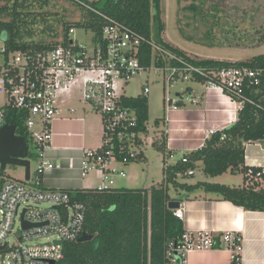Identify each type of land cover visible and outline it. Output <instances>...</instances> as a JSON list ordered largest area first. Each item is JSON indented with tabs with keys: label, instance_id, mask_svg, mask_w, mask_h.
Here are the masks:
<instances>
[{
	"label": "built area",
	"instance_id": "built-area-1",
	"mask_svg": "<svg viewBox=\"0 0 264 264\" xmlns=\"http://www.w3.org/2000/svg\"><path fill=\"white\" fill-rule=\"evenodd\" d=\"M105 19L107 24L100 36L91 28L81 29L89 40L88 46L72 40L71 35L76 31L73 27L69 46L61 44L47 50L24 52L11 51L4 42L0 48V93L7 98V104L0 107V129L6 125L8 109L21 111L26 115L27 133L39 149L35 188L9 179L1 173L0 166V264L57 263L65 257L64 245L77 241L83 234L87 206L73 200L68 191L43 187L44 176L55 169L47 157L53 125L63 116V103L75 91L80 92L84 103L102 119V145L83 151L81 167L82 179L98 175L99 182L93 188L98 193L114 190L117 179L126 177L123 170L114 167L115 163L133 162L143 153L149 119L141 124L140 110L130 101L141 97L148 100L150 89L146 85L141 95L131 97L126 95L124 87L145 73L155 70L163 77L166 114L163 123L170 122L172 112L198 104L202 96L191 83L204 89L203 96L219 97L230 106L235 114L232 126L246 105L263 109L253 94L264 90V67L194 65L154 39L111 18ZM147 47L152 51L150 65L142 62ZM178 85L185 87L178 89ZM67 112L74 115L76 109L68 108ZM224 130H209L202 148L212 135ZM174 158V153H170L166 161ZM179 160L188 162L185 156L176 162ZM194 174L193 170L186 173ZM263 178L262 167H247L245 187L260 184ZM42 204L47 207H39ZM174 215L184 220L181 209L174 210ZM23 222L28 227L24 228ZM243 244V237L237 232H225L219 241L212 232H185L178 245L171 244L169 255L173 263L181 259L184 264L190 252L224 249L231 254V264H242Z\"/></svg>",
	"mask_w": 264,
	"mask_h": 264
},
{
	"label": "trees",
	"instance_id": "trees-1",
	"mask_svg": "<svg viewBox=\"0 0 264 264\" xmlns=\"http://www.w3.org/2000/svg\"><path fill=\"white\" fill-rule=\"evenodd\" d=\"M75 3L82 11L83 19L74 25L62 21L64 35L61 40H57L58 28L47 26L48 21L55 16L46 11L49 0H6V4L0 6V32L8 34L5 42L8 48L11 51L29 52L47 50L61 44L69 46V32L73 27L91 28L100 36L107 24L105 17H108L154 39L194 65L212 68L264 67V55L235 63L197 60L166 43L163 39L166 30L162 20L163 0H75ZM257 10H260V6L255 9V14ZM260 13L258 11V15L253 17L256 21ZM39 26H42L41 30ZM256 31L261 35L257 43L264 45V29L258 28ZM35 32L37 38L33 37ZM145 54L142 62L150 65V47L145 48ZM253 98L263 109L246 105L237 123L212 135L198 151L185 154L187 163L179 160L168 165L166 159L172 152L168 150L167 137L154 142L153 147L163 155L165 181L150 190L115 188L106 193H98L94 189L67 190L73 200L87 206L83 233L93 236V239L65 244V257L56 264H182L181 259L173 263L169 253L171 244L175 247L180 243L185 233L184 224L168 205L172 201L182 202L198 192L217 195L249 211L264 212V189L261 183L252 187H230L207 181L195 184L178 181L179 177H187L188 171L196 170L199 163L207 177H217L227 172L245 175L246 145L264 140V90L255 92ZM130 103L140 110L141 124L146 123L149 119L148 100L141 97ZM25 120L26 115L21 111L8 109L6 124L17 127L16 134L25 138L30 150L33 141L25 128ZM160 123L157 120V125ZM144 158L141 153L134 161ZM5 171L1 173L5 175ZM171 186L177 192L176 196L171 195Z\"/></svg>",
	"mask_w": 264,
	"mask_h": 264
},
{
	"label": "rangeland",
	"instance_id": "rangeland-1",
	"mask_svg": "<svg viewBox=\"0 0 264 264\" xmlns=\"http://www.w3.org/2000/svg\"><path fill=\"white\" fill-rule=\"evenodd\" d=\"M5 4L6 0H0V6ZM263 5L264 0H163L162 20L166 25L163 39L166 43L181 49L188 56L197 60L213 59L232 63L250 61L257 56L264 55V45L257 43V39L261 35L256 31L258 28L264 29ZM257 6H260V10H257L256 14L258 15V11H260L261 15L256 21L253 17L256 16L255 9ZM37 10L41 11L40 8ZM46 11L55 15L48 21L47 26L58 28L59 36L55 38L57 40H61L64 35V22L74 25L83 19L82 11L76 5L75 0H49ZM262 24L263 26H260ZM39 29L41 30L42 26H39ZM36 34L37 32L34 33L33 37L37 38ZM71 38L81 45H89V40L81 29L76 28ZM7 39L8 34L0 32V48ZM146 85L149 87L150 93L148 94L149 134L144 138L142 147L145 158L129 163L114 164L115 168L126 173L124 179H117V188L150 190L165 181L163 155L153 147L154 142L165 138L167 134V123L165 121L163 123V119L166 117L163 77L160 72L152 70L149 74L145 73L141 78L130 81L124 90L126 95L137 97L142 94L143 87ZM190 85L200 88L197 84L191 83ZM184 87L185 85H178L177 88ZM176 92L174 91V94ZM71 100L73 99L71 98ZM82 102L81 105L84 106V101L82 100ZM6 104V96L0 93V107ZM77 104L80 103H75V105ZM85 108L86 112L82 113L88 128L98 135L97 141L100 147L103 134L102 119L90 107H87V104ZM157 120L162 123L155 124ZM29 151L31 153L28 157L31 164L30 181L26 180L24 167L8 166L5 175L9 179L25 183L27 187L35 188L34 182L39 168V149L34 142L30 143ZM179 157L175 156L174 159H168L167 164H172ZM195 172V176L179 177L178 181L195 184L206 180L201 169L198 168ZM240 178L241 176L238 179ZM226 180L237 182V179L235 180L231 174H226L217 181L215 179H207L206 181L222 184ZM87 186L92 188L94 183L89 181ZM170 189L171 195L176 196L175 189L172 186ZM39 207L45 208L47 205L42 204Z\"/></svg>",
	"mask_w": 264,
	"mask_h": 264
},
{
	"label": "crops",
	"instance_id": "crops-1",
	"mask_svg": "<svg viewBox=\"0 0 264 264\" xmlns=\"http://www.w3.org/2000/svg\"><path fill=\"white\" fill-rule=\"evenodd\" d=\"M191 86L202 96L198 104L172 112L170 122L167 124V147L175 156H180L177 159L201 149L209 130L227 129L235 120V114L222 99L216 96L207 98L203 96L204 89L201 86L200 88ZM81 99L78 90L69 96L62 105L63 116L53 125V139L47 157L55 164V169L44 176L45 189L65 191L93 189L99 182L96 173L86 179L81 178L83 151L101 147L98 146V135L88 128L82 113L86 112V104L82 106ZM75 103L80 104L75 105ZM68 108L76 109L75 114L69 115ZM68 117L70 119L67 120ZM175 163L176 161L172 164ZM201 166L202 164L199 163L198 168L202 170ZM253 166L264 169V140L252 143L245 149V167ZM226 174H231L237 182L226 180L223 185L245 187L243 173L227 172L217 177H207L205 174L204 176L206 180L217 181ZM240 176L241 178L238 179ZM89 181L94 183L92 188L87 186ZM261 186L264 189V178ZM180 209L184 213L182 222L185 232L192 234L212 232L216 241H219L225 232H237L244 241L242 264H264L263 211H249L217 195L204 192L185 198L181 202ZM184 264H231V254L224 249L194 251L187 254Z\"/></svg>",
	"mask_w": 264,
	"mask_h": 264
},
{
	"label": "water",
	"instance_id": "water-1",
	"mask_svg": "<svg viewBox=\"0 0 264 264\" xmlns=\"http://www.w3.org/2000/svg\"><path fill=\"white\" fill-rule=\"evenodd\" d=\"M17 127L6 124L0 129V166L3 171L8 166L24 167L26 169V180L31 179V164L28 160L29 148L24 137L16 134ZM169 209L176 210L181 208V202L172 201L168 205ZM23 227L28 225L23 222ZM93 236L83 233L78 239L79 242L91 241ZM177 256V255H176ZM51 264H56L52 262Z\"/></svg>",
	"mask_w": 264,
	"mask_h": 264
}]
</instances>
